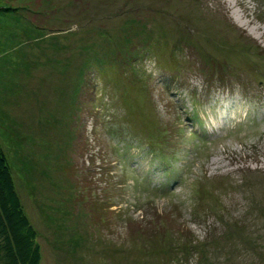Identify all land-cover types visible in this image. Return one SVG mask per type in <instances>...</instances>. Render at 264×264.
I'll return each instance as SVG.
<instances>
[{
	"label": "rangeland",
	"instance_id": "374dc122",
	"mask_svg": "<svg viewBox=\"0 0 264 264\" xmlns=\"http://www.w3.org/2000/svg\"><path fill=\"white\" fill-rule=\"evenodd\" d=\"M235 1L0 0V143L47 264H264V0Z\"/></svg>",
	"mask_w": 264,
	"mask_h": 264
},
{
	"label": "trees",
	"instance_id": "16d2710c",
	"mask_svg": "<svg viewBox=\"0 0 264 264\" xmlns=\"http://www.w3.org/2000/svg\"><path fill=\"white\" fill-rule=\"evenodd\" d=\"M38 237L0 143V264H41Z\"/></svg>",
	"mask_w": 264,
	"mask_h": 264
},
{
	"label": "crops",
	"instance_id": "0c3cea01",
	"mask_svg": "<svg viewBox=\"0 0 264 264\" xmlns=\"http://www.w3.org/2000/svg\"><path fill=\"white\" fill-rule=\"evenodd\" d=\"M40 244V247H41V252L43 251V249H42V246H41V243H39ZM41 264H47L46 263V261L44 260V258H43V254H42V260H41ZM57 264H59V259H58V261H57ZM63 264V263H62Z\"/></svg>",
	"mask_w": 264,
	"mask_h": 264
},
{
	"label": "bare ground",
	"instance_id": "6f19581e",
	"mask_svg": "<svg viewBox=\"0 0 264 264\" xmlns=\"http://www.w3.org/2000/svg\"><path fill=\"white\" fill-rule=\"evenodd\" d=\"M238 1H239V0H238ZM238 1H235V2L237 3ZM242 1H243V0H242ZM237 16H238V22H240V21H241V16L238 15V14H237ZM243 24H246V23H241L242 26H244ZM253 33H254V32H253Z\"/></svg>",
	"mask_w": 264,
	"mask_h": 264
}]
</instances>
